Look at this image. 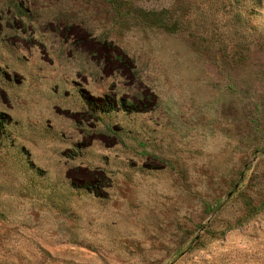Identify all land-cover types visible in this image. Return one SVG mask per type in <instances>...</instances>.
<instances>
[{
    "label": "rangeland",
    "instance_id": "rangeland-1",
    "mask_svg": "<svg viewBox=\"0 0 264 264\" xmlns=\"http://www.w3.org/2000/svg\"><path fill=\"white\" fill-rule=\"evenodd\" d=\"M246 193L264 0H0V264H264Z\"/></svg>",
    "mask_w": 264,
    "mask_h": 264
},
{
    "label": "trees",
    "instance_id": "trees-1",
    "mask_svg": "<svg viewBox=\"0 0 264 264\" xmlns=\"http://www.w3.org/2000/svg\"><path fill=\"white\" fill-rule=\"evenodd\" d=\"M247 192V191H246ZM245 193V192H244ZM257 195V193L249 195L248 193L243 194L242 200H244V205L246 207V212L244 213L242 217V223L239 220H236L233 227H238L244 222H246L248 219H250L252 216L256 215L260 211L264 209V200H258L256 201L254 199V196Z\"/></svg>",
    "mask_w": 264,
    "mask_h": 264
},
{
    "label": "water",
    "instance_id": "water-1",
    "mask_svg": "<svg viewBox=\"0 0 264 264\" xmlns=\"http://www.w3.org/2000/svg\"><path fill=\"white\" fill-rule=\"evenodd\" d=\"M234 188H235V187H234ZM227 196H229V194H228Z\"/></svg>",
    "mask_w": 264,
    "mask_h": 264
}]
</instances>
